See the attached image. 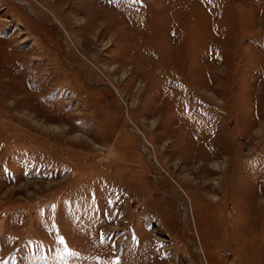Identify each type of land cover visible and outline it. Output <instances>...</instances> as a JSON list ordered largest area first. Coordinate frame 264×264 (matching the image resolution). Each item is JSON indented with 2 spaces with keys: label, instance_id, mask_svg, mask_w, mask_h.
Returning a JSON list of instances; mask_svg holds the SVG:
<instances>
[{
  "label": "rangeland",
  "instance_id": "1",
  "mask_svg": "<svg viewBox=\"0 0 264 264\" xmlns=\"http://www.w3.org/2000/svg\"><path fill=\"white\" fill-rule=\"evenodd\" d=\"M0 264H264V0H0Z\"/></svg>",
  "mask_w": 264,
  "mask_h": 264
}]
</instances>
